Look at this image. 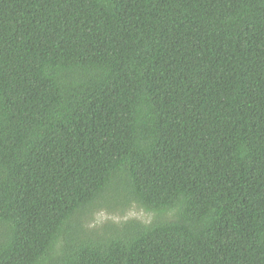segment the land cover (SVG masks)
Wrapping results in <instances>:
<instances>
[{"label":"trees","instance_id":"obj_1","mask_svg":"<svg viewBox=\"0 0 264 264\" xmlns=\"http://www.w3.org/2000/svg\"><path fill=\"white\" fill-rule=\"evenodd\" d=\"M0 264H264V0H0Z\"/></svg>","mask_w":264,"mask_h":264},{"label":"rangeland","instance_id":"obj_2","mask_svg":"<svg viewBox=\"0 0 264 264\" xmlns=\"http://www.w3.org/2000/svg\"><path fill=\"white\" fill-rule=\"evenodd\" d=\"M128 219H138L146 224L151 221L152 215L147 214L143 212L142 210L137 209L136 207H133L131 210H129L127 213H125L124 215L120 217H119V214L116 212L112 213L111 215L106 210L100 209L94 213L92 226L98 227L108 220L124 221Z\"/></svg>","mask_w":264,"mask_h":264}]
</instances>
